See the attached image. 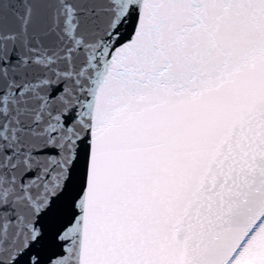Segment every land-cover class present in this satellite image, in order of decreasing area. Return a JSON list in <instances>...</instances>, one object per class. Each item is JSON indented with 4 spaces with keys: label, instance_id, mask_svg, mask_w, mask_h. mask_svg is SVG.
<instances>
[{
    "label": "snow or ice",
    "instance_id": "1",
    "mask_svg": "<svg viewBox=\"0 0 264 264\" xmlns=\"http://www.w3.org/2000/svg\"><path fill=\"white\" fill-rule=\"evenodd\" d=\"M0 264H264V0H0Z\"/></svg>",
    "mask_w": 264,
    "mask_h": 264
}]
</instances>
